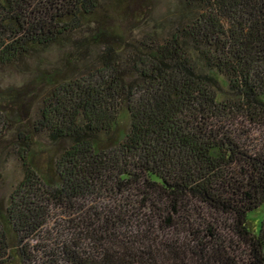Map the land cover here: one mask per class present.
I'll return each mask as SVG.
<instances>
[{
    "label": "trees",
    "instance_id": "obj_1",
    "mask_svg": "<svg viewBox=\"0 0 264 264\" xmlns=\"http://www.w3.org/2000/svg\"><path fill=\"white\" fill-rule=\"evenodd\" d=\"M101 9L0 0V76L37 67L48 85L34 122L16 123L24 177L0 207L1 264H264V218L255 231L250 216L264 205V0H177L130 37ZM66 46L71 79L39 68ZM41 133L61 149L46 164ZM50 206L53 237L31 245Z\"/></svg>",
    "mask_w": 264,
    "mask_h": 264
},
{
    "label": "rangeland",
    "instance_id": "obj_2",
    "mask_svg": "<svg viewBox=\"0 0 264 264\" xmlns=\"http://www.w3.org/2000/svg\"><path fill=\"white\" fill-rule=\"evenodd\" d=\"M140 9L144 12L143 20L149 22V28L154 25L153 21L158 20V22L163 23L166 18L170 17L175 11V6L177 0H135ZM119 0H102L101 14L102 20L108 26H111L120 33H125L130 37V35H138L143 30L144 32H149V28L145 26V22L138 23L140 17L136 13H126L123 11L124 6L117 7ZM143 8H142V7ZM153 20V21H152ZM143 28H142V27ZM141 27V28H140ZM147 27V28H146ZM143 33V32H142ZM69 47H54L40 60L39 68L41 67H55L61 68L63 74L71 79L77 72L80 71L77 65L65 63V54L68 56ZM35 68L32 67L34 73L24 74L17 71L6 72L4 75L0 76V93L6 90H13L15 93L7 96H3L2 103L9 107L10 116L15 120L14 125L11 129L0 131V207L5 209L9 202L11 195L13 194L16 187L23 180L24 168L20 160L19 148L20 144L17 143L15 138V129L17 127L16 123L19 120H25L26 122H34L38 109L42 105L44 96L48 92V85L41 84L34 74L36 73ZM21 111L19 112V108ZM17 115V117H16ZM122 130H126L129 121L126 120L122 122ZM2 128V126H1ZM64 144H62L63 146ZM32 150L36 154H41L40 160L46 164V159H44L48 151L51 154L54 152L59 153L61 149L53 144L45 134H40L37 136L36 143L31 144ZM39 157V156H38ZM46 175L49 173L46 171ZM49 216L46 217V223L40 232L36 233L30 240L31 245H43L46 244V237L52 238L50 234H54L52 228L56 222H60L58 213L61 211L52 209V206L48 208ZM252 228L255 231H259L260 220L264 218V205L258 210L251 212ZM61 217V216H60ZM15 242V241H11ZM8 256V255H7ZM5 262V259H0V264ZM18 261L12 260V264Z\"/></svg>",
    "mask_w": 264,
    "mask_h": 264
}]
</instances>
